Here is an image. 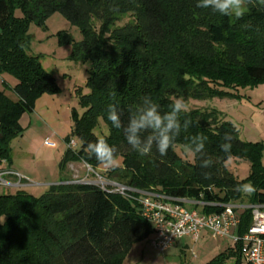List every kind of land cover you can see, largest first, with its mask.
I'll return each instance as SVG.
<instances>
[{
  "label": "trees",
  "instance_id": "1",
  "mask_svg": "<svg viewBox=\"0 0 264 264\" xmlns=\"http://www.w3.org/2000/svg\"><path fill=\"white\" fill-rule=\"evenodd\" d=\"M197 2L0 0V76L15 79L17 98L12 101L0 91V159L11 165L9 144L22 132V115L32 112L41 96L59 92L39 58L29 53L28 28L31 23L41 26L48 16L61 12L83 35L74 43V58L89 62V93L79 95L83 113L71 111V136L78 148H67L59 163L61 173L75 162L94 170L103 166L84 150L99 138L103 125L107 135L102 138L121 159L120 166L106 171L110 182L138 193L201 203L189 207L201 208L203 214L219 213L224 205L264 204V145L241 141L237 128L216 109L181 114V134L163 157L155 148L140 156L127 144L123 129L107 120L108 106L115 104L126 123L130 110L145 95L163 112L174 97L231 98L237 97L232 91L264 83V37L257 39L264 34V5L257 0L243 18L232 21L197 8ZM83 5L96 10L99 25L90 23L91 15ZM117 15H128L133 22L114 27ZM68 39L62 36L60 42ZM184 121H189L187 130ZM225 133L232 136L230 157L219 150ZM197 134L207 137L205 152L214 161L210 169L200 167L199 155L192 157V163L180 156ZM71 140H65L66 146ZM232 158L249 163L245 179L237 180L226 170L225 163ZM66 182L72 181L61 180L39 198L24 190L0 195V264H123L132 246L152 236L135 199L97 185ZM249 183L254 190L244 202L243 192L235 189ZM250 214L249 209L237 210V234L251 225ZM206 264H242L240 245H232Z\"/></svg>",
  "mask_w": 264,
  "mask_h": 264
},
{
  "label": "rangeland",
  "instance_id": "2",
  "mask_svg": "<svg viewBox=\"0 0 264 264\" xmlns=\"http://www.w3.org/2000/svg\"><path fill=\"white\" fill-rule=\"evenodd\" d=\"M83 8L89 11L91 15L90 23L99 25L100 20L95 17L97 16L96 10L93 11L92 7L86 5H83ZM16 16H21L19 11H16ZM114 18V27H123L127 23L133 22L132 17L128 15H117ZM230 19L233 21L235 18L230 17ZM28 33L30 35V55L39 58L42 68L54 78L59 92L55 95L41 96L35 102L32 112L22 115L19 120L22 132L14 137L9 144L11 165L4 166L5 169H14L27 175L30 177L28 179L31 185L23 187L24 181L21 180L19 187L13 189L0 188V195L14 194L17 190H24L39 198L45 195L52 185L57 184L60 178L97 186H100V181L110 182L106 176L108 167L105 166L92 169L94 172L92 173L86 164L75 162L70 163L63 173L59 170V163L68 148L65 140L72 139L77 144V139L71 136V111L75 109L81 115L83 109L79 105V95L89 93L86 88L89 62L76 60L73 56L74 43L80 42L83 37L79 27L71 23L61 12H54L45 19L41 26L31 23ZM65 35L68 36V41L60 42V38ZM262 37L264 34L257 36V39L260 40ZM201 49L204 53H209L206 45H203ZM1 76L0 90L8 98H14L15 79L6 74ZM231 93L237 97L215 98L211 101L185 100L189 110L216 109L219 111L226 121L237 128L241 141L257 142L264 145V83ZM105 135H107V130L102 125L97 136L102 138ZM51 144H54V147H51ZM180 156L186 162H193L192 156H189L187 152ZM118 161L117 166H120L121 159L118 158ZM262 164H264V159H262ZM225 168L237 180L245 179L250 170L247 161L234 158L225 163ZM4 179L14 184L17 182L15 178L4 177ZM249 194L243 193L242 200L244 202L247 201ZM188 208L190 209L189 206ZM199 211L201 212V208ZM151 238L152 236L142 241L147 248L145 256L149 260L155 258L160 260L174 259L171 255L174 251L159 254L155 250H151L148 244ZM204 240L205 243L201 241L198 246L201 247L204 244L211 248L209 251L207 250L210 255L207 259L217 256L233 245L228 239L209 237ZM181 243H189V241L183 240ZM198 252L195 251L189 255V260L195 259ZM201 252L203 253V251ZM242 264L246 263L242 260Z\"/></svg>",
  "mask_w": 264,
  "mask_h": 264
},
{
  "label": "built area",
  "instance_id": "3",
  "mask_svg": "<svg viewBox=\"0 0 264 264\" xmlns=\"http://www.w3.org/2000/svg\"><path fill=\"white\" fill-rule=\"evenodd\" d=\"M50 146L54 147V144ZM67 147L75 150L77 144L71 140ZM4 166H7L6 161L0 159V188L13 189L21 186V176ZM86 167L94 173L92 168L87 165ZM4 177L15 178L17 182L14 184ZM83 184L93 185L86 182ZM99 187L138 202L141 216L152 228L150 246L160 254L165 253L176 240L182 238L197 242L205 231L213 238L228 239L233 245L239 244L241 258L246 264H264V204L242 207L224 205L219 213L203 214L197 209L188 208L191 205L202 206L198 202L138 193L115 182L100 181ZM130 193H137L139 196L134 198ZM241 209L250 210L251 225L239 235L237 231L240 220L237 210Z\"/></svg>",
  "mask_w": 264,
  "mask_h": 264
},
{
  "label": "clouds",
  "instance_id": "4",
  "mask_svg": "<svg viewBox=\"0 0 264 264\" xmlns=\"http://www.w3.org/2000/svg\"><path fill=\"white\" fill-rule=\"evenodd\" d=\"M264 5V0H258ZM256 7L257 0H198L196 7L210 9L213 13L222 16L243 18L249 11V6ZM189 106L183 97H174L168 111H161L160 105L151 96L145 95L141 102L130 110L127 122L121 119V112L117 105L110 104L107 109V120L116 129H123L127 144L140 156L151 154L153 148L163 157L168 154L182 130L181 114L186 113ZM189 121H184L183 128L187 130ZM207 137L202 134L190 138L186 146L189 156L200 157V167L210 169L213 159L205 152ZM232 149V136L225 133L223 142L219 144V150L230 157ZM90 157H94L101 165L111 168L117 166L119 161L116 149L105 138H97L94 142H88L84 149ZM236 191L251 193L254 189L249 184L237 185Z\"/></svg>",
  "mask_w": 264,
  "mask_h": 264
},
{
  "label": "crops",
  "instance_id": "5",
  "mask_svg": "<svg viewBox=\"0 0 264 264\" xmlns=\"http://www.w3.org/2000/svg\"><path fill=\"white\" fill-rule=\"evenodd\" d=\"M3 76L4 75H2L1 77H3ZM5 78H6V76H5ZM15 85H16V81L14 83V86ZM9 99H11L12 101H16L17 98L14 97V98H9ZM12 170L17 172L21 176L22 180L24 181L23 187L31 185V182L28 179L30 177L20 173L19 171L14 170V169H12ZM61 180H63V179L60 178L57 184H59ZM197 210H199V208H197ZM208 235L209 234L207 232L203 231L197 242H193L188 238H182V239L176 240L174 242V244L172 245V247H170L165 252V253H167L169 251H174V253H171V255L174 257V259H171V260H163V259L160 260L159 258L149 260L145 256V254L147 253L146 252L147 248L144 245V243L143 242L137 243L131 247V249H130L126 259L124 260L123 264H206L208 261H210L213 258L212 257L210 259H207L210 256L209 253H207V250L209 251L211 248L207 245H204V244L200 247V246H198V244L201 241L204 242L205 241L204 239L211 237L210 235L209 236ZM211 238H213V237H211ZM213 239H217V238H213ZM183 240H188L189 243H181V241H183ZM148 244H149V248L151 250H153L152 247L150 246V243H148ZM195 251H196V253L199 251L197 254V257L195 259L189 260L188 256L193 254V252H195ZM201 251H203V253ZM165 253H163V254H165Z\"/></svg>",
  "mask_w": 264,
  "mask_h": 264
},
{
  "label": "water",
  "instance_id": "6",
  "mask_svg": "<svg viewBox=\"0 0 264 264\" xmlns=\"http://www.w3.org/2000/svg\"><path fill=\"white\" fill-rule=\"evenodd\" d=\"M69 183L71 184V183H77V182H66V184H69Z\"/></svg>",
  "mask_w": 264,
  "mask_h": 264
}]
</instances>
